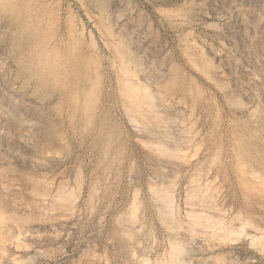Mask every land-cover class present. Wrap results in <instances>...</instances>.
<instances>
[{"label": "rangeland", "instance_id": "1", "mask_svg": "<svg viewBox=\"0 0 264 264\" xmlns=\"http://www.w3.org/2000/svg\"><path fill=\"white\" fill-rule=\"evenodd\" d=\"M15 7L0 20V264H264V0ZM27 16L64 60L101 68L91 102L20 65L32 36L11 43ZM134 29L187 91L193 122L177 142L158 137L161 120L135 128L121 104L112 44L136 52ZM196 45L219 54L204 75L186 60Z\"/></svg>", "mask_w": 264, "mask_h": 264}, {"label": "bare ground", "instance_id": "2", "mask_svg": "<svg viewBox=\"0 0 264 264\" xmlns=\"http://www.w3.org/2000/svg\"><path fill=\"white\" fill-rule=\"evenodd\" d=\"M209 1L211 2V0ZM15 2L16 0H0V20H2V23L4 22L6 24L7 18L13 13V10H16ZM97 7L101 10L103 8L101 4H99ZM23 22L24 24L22 25L21 29H17L15 34H13V42L11 43L13 49L22 47L25 43L26 38L32 36L31 38L33 40L29 48L24 52L26 55L25 58L27 59H23L22 56L19 55L18 58L20 59V65H24L26 67H30V65H32L39 67L40 69L42 68L45 71V80L51 87L58 89L60 97H62L61 99L70 97V99L72 100L76 99L77 101H79V98H83L86 102L89 103L92 101V98H96L94 94L100 82L101 75L99 73V70L101 68L99 69V67H95L94 71H89V65L86 69H84V67L80 68L78 64H75L73 59L64 60L65 57L62 58L61 56H59L60 53L58 52L56 46L49 41L48 37H51L49 35V31H47L46 29H42L41 31L40 29H35L36 24L34 23V25L32 26V20H30L28 16L24 19ZM130 37L140 38L139 49H135L136 52H134V49L132 48V46H130L132 45L131 43H122L120 45L116 44L114 46L112 44L111 50L113 51L116 58L118 70L120 73L121 94L123 100V103L121 104L124 105V110L127 112L129 117L128 119H130L135 128H142V126H140L141 120L145 119L146 117L150 118L151 120L158 119L161 120L162 124V126L158 129V137L162 138L163 140H167L168 142H177L179 132H182V130H185V128L192 126L193 121L189 115V105L186 104L187 102H185V99L183 98H186L188 95L185 87L180 88V90L182 91L178 93L175 92L176 70L174 71V69L176 66L174 64L172 66L170 64V66H167L165 64L166 61L164 62L165 59L162 57V50L158 45L159 43L157 44V42L155 41L157 38L154 37V40L149 32L134 29L131 31ZM191 50L192 51L189 50V52H186V60L191 69L201 75H204L205 72H203L202 68H204V66L209 63L210 59H217L219 57V54L216 51H206L197 45L194 46ZM38 54H40V58L36 60ZM197 59H200L202 61V64H199L197 62ZM180 93H184L185 95L182 94L181 96L179 95ZM38 100L41 99L39 98ZM76 100L75 102H77ZM58 106H60L59 108L61 109V105L58 104Z\"/></svg>", "mask_w": 264, "mask_h": 264}]
</instances>
